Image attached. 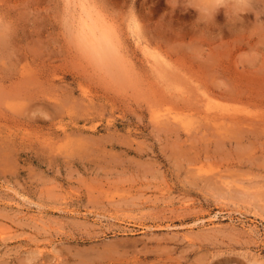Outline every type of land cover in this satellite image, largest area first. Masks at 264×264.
Listing matches in <instances>:
<instances>
[{"label":"rangeland","instance_id":"1","mask_svg":"<svg viewBox=\"0 0 264 264\" xmlns=\"http://www.w3.org/2000/svg\"><path fill=\"white\" fill-rule=\"evenodd\" d=\"M84 8L119 68L81 48ZM196 16L0 0V264H264V0Z\"/></svg>","mask_w":264,"mask_h":264},{"label":"bare ground","instance_id":"2","mask_svg":"<svg viewBox=\"0 0 264 264\" xmlns=\"http://www.w3.org/2000/svg\"><path fill=\"white\" fill-rule=\"evenodd\" d=\"M84 11L86 12V17H84L83 21L81 22L83 30L78 35L79 43L82 46L81 48L84 49L87 54L93 57L95 56L97 58H100V62H102L101 59H103L112 68H119V65L121 64L119 63L120 59H118L119 54L116 46L118 44V39L115 37V35L113 36V32H111V30L105 29L106 27L102 24L99 18L95 16L92 12H90L88 8H84ZM0 40L4 41V38H1ZM155 57L158 56L156 55ZM158 61H162L160 57L158 58ZM215 112L217 114L219 112V109H216V111L214 110L212 114L215 115ZM227 112L229 117H231L232 115L229 113L231 111L229 110ZM236 112L238 113L237 109ZM173 114L177 115L178 113L177 111L175 113L172 111V116ZM224 115L227 116L226 114ZM218 119L219 117L215 118V120L217 121Z\"/></svg>","mask_w":264,"mask_h":264},{"label":"clouds","instance_id":"3","mask_svg":"<svg viewBox=\"0 0 264 264\" xmlns=\"http://www.w3.org/2000/svg\"><path fill=\"white\" fill-rule=\"evenodd\" d=\"M169 4L173 8L182 5L185 11L189 8L196 10L195 23L205 26L215 23L221 9L226 23L238 22L243 15L252 10V0H169ZM223 4L228 5V10L220 7Z\"/></svg>","mask_w":264,"mask_h":264}]
</instances>
